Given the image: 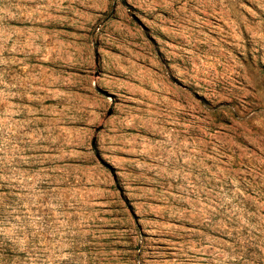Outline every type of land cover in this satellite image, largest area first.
Segmentation results:
<instances>
[{
  "label": "rangeland",
  "instance_id": "obj_1",
  "mask_svg": "<svg viewBox=\"0 0 264 264\" xmlns=\"http://www.w3.org/2000/svg\"><path fill=\"white\" fill-rule=\"evenodd\" d=\"M0 264H264V0H0Z\"/></svg>",
  "mask_w": 264,
  "mask_h": 264
}]
</instances>
